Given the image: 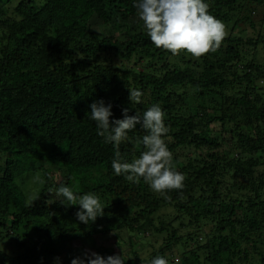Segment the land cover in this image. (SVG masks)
Here are the masks:
<instances>
[{
	"label": "trees",
	"instance_id": "16d2710c",
	"mask_svg": "<svg viewBox=\"0 0 264 264\" xmlns=\"http://www.w3.org/2000/svg\"><path fill=\"white\" fill-rule=\"evenodd\" d=\"M136 2L0 0V264H71L65 251L109 233L110 254L129 235L125 264H264V0H205L228 35L200 58L156 48ZM100 100L110 122L161 106L182 190L165 198L115 174V148L89 118ZM144 134L128 133L124 161ZM29 174L45 181L33 207L19 182ZM61 184L96 193L104 215L80 222L79 205L48 192Z\"/></svg>",
	"mask_w": 264,
	"mask_h": 264
},
{
	"label": "clouds",
	"instance_id": "9594fccd",
	"mask_svg": "<svg viewBox=\"0 0 264 264\" xmlns=\"http://www.w3.org/2000/svg\"><path fill=\"white\" fill-rule=\"evenodd\" d=\"M133 6L155 47L167 50L173 56L186 52L200 58L215 53L228 35L225 24L210 14L209 4L205 0H138ZM128 90L130 100L140 103L143 93L135 89ZM90 109L89 118L95 121L97 134L115 148L111 167L116 175H123L133 183L143 179L152 191L165 198H168V191L184 188L186 177L176 169L173 154L164 139L170 129L165 124L166 113L159 104L151 106L142 114L137 112L131 116L128 115V109H124L123 118L111 122L113 112L110 103L105 105L100 100L92 103ZM137 124L141 125L145 133L139 141L144 150L138 158L127 162L122 159L119 146L128 139V133ZM35 182L42 185L45 181L36 177ZM48 192H54L55 197L67 206L79 205L80 210L75 215L84 224L104 215L105 206L94 192L81 195L65 184ZM40 196V190L32 191L27 196L26 206L33 207ZM53 202L51 199L47 201ZM125 260L124 255H109L105 258L86 251L82 257L72 259L71 264H124ZM150 264H169V261L163 256H156Z\"/></svg>",
	"mask_w": 264,
	"mask_h": 264
},
{
	"label": "rangeland",
	"instance_id": "374dc122",
	"mask_svg": "<svg viewBox=\"0 0 264 264\" xmlns=\"http://www.w3.org/2000/svg\"><path fill=\"white\" fill-rule=\"evenodd\" d=\"M263 14V10H260L257 14H255V20L259 21L262 17ZM250 33V31L248 32ZM246 35V33H245ZM217 135H220V133H218ZM54 174L57 173L56 169L53 170ZM35 178L36 176L33 174H29L23 177V179L20 182L23 191L25 192V194L29 195L32 191L37 190L38 184L35 182ZM173 209H167L165 210V212L168 214H173ZM161 216L163 214H160ZM170 215V216H171ZM159 216H156V218ZM128 234L125 233L123 235V239L121 240L122 243L120 247L115 248V250L112 251V253L110 254L109 252H107L105 249H111L115 246V243L117 241L115 235L113 233H109V234H105L102 237H100L98 240H93V241H88L85 243V245L82 247H72L71 251H65V253L62 255L61 260H65L68 262H71L72 259L77 258V257H82L83 254L87 251L89 253L91 252H95L100 254L101 256H104L105 258L109 255H124L125 258L127 259H132L135 258V252L132 251L131 248V244L128 241ZM145 238L147 240V242L149 241H154L155 237H153V235L151 234H146ZM162 238V237H160ZM139 240L138 237H135V241ZM162 242V241H161ZM139 244V243H138ZM113 246V247H112ZM156 246H158L156 244ZM107 247V248H106ZM137 247H142V245H138ZM151 250V247L149 248H145L143 249V252L140 251V253L142 254L141 257H143V255L147 254L149 251ZM118 252L120 254H118ZM126 262V260H125ZM124 262V264H125ZM138 264H144L142 262H139Z\"/></svg>",
	"mask_w": 264,
	"mask_h": 264
}]
</instances>
